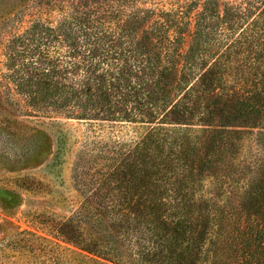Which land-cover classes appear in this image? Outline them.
I'll use <instances>...</instances> for the list:
<instances>
[{
    "label": "trees",
    "instance_id": "obj_1",
    "mask_svg": "<svg viewBox=\"0 0 264 264\" xmlns=\"http://www.w3.org/2000/svg\"><path fill=\"white\" fill-rule=\"evenodd\" d=\"M56 1V19H36L6 44L10 95L36 117L141 131L108 157L103 179L119 182L113 190L127 197L104 205L96 194L125 264H220L241 250L247 260L257 242L264 251V230L240 236L214 229L216 215L198 195L207 131L196 129L218 120L230 98L250 106L253 95L221 92L228 63L218 55L227 45L229 63L242 55L241 64L252 65L249 55L262 50L264 37V13L252 17L257 0H204L193 19L195 1L169 12L145 6L149 0ZM215 130L208 131L211 146ZM82 251L94 258L73 261L42 247L34 255L44 264H102L97 258L109 255L99 242Z\"/></svg>",
    "mask_w": 264,
    "mask_h": 264
},
{
    "label": "rangeland",
    "instance_id": "obj_2",
    "mask_svg": "<svg viewBox=\"0 0 264 264\" xmlns=\"http://www.w3.org/2000/svg\"><path fill=\"white\" fill-rule=\"evenodd\" d=\"M191 1L196 4L188 19H193L195 9L204 0H149L145 6L169 12ZM52 3L53 0H0V264H44L34 255L38 247L73 261L94 258L82 247L88 250L97 242L109 253L106 259L97 261L125 264V252L110 229L104 214L109 210L104 205L127 194L113 190L119 182L104 184L103 179L109 172L108 157L134 142L141 131L128 124L36 117L26 108L22 110L21 102L10 95L6 44L34 20L56 19L58 1ZM255 6L253 18L264 13V0H257ZM184 37L187 48L189 34ZM261 41L262 50L249 55L252 65L248 67L241 64L242 55L229 63L225 57L227 45L218 55L219 60L228 63L221 74V92L238 91L242 98L244 93L253 95L250 106L230 98L229 102H221L218 120L196 127L207 131L203 134L205 164L198 180V195L204 211L216 215L214 229L223 235L227 231L253 235L264 230V37ZM210 109L214 108L210 105ZM22 124L27 125L26 131ZM213 129L219 131L218 143L211 146L208 131ZM100 186L104 187L99 192ZM96 194L104 198V205H99ZM132 195L137 199L133 192ZM258 243L248 246L251 258L245 260L240 249L233 260L225 261L224 256L220 264H264V255L256 257L258 252H264Z\"/></svg>",
    "mask_w": 264,
    "mask_h": 264
}]
</instances>
